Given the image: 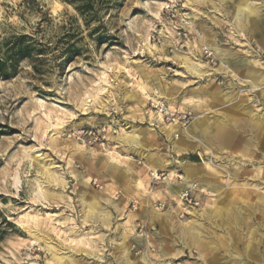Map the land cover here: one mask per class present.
Listing matches in <instances>:
<instances>
[{"label": "rangeland", "instance_id": "rangeland-1", "mask_svg": "<svg viewBox=\"0 0 264 264\" xmlns=\"http://www.w3.org/2000/svg\"><path fill=\"white\" fill-rule=\"evenodd\" d=\"M92 1L82 15L77 0H0V58L7 44L31 53L0 80V264H264V119L252 118L264 115V52L235 22L246 2L264 15V0ZM184 54L208 73L188 71ZM152 101L194 116L179 155ZM103 125L117 130L104 146L71 136ZM127 125L149 128L140 145L121 146ZM170 169L185 179L152 183L149 170ZM186 188L204 212L200 244L182 234ZM93 207L105 222L84 220Z\"/></svg>", "mask_w": 264, "mask_h": 264}, {"label": "bare ground", "instance_id": "bare-ground-1", "mask_svg": "<svg viewBox=\"0 0 264 264\" xmlns=\"http://www.w3.org/2000/svg\"><path fill=\"white\" fill-rule=\"evenodd\" d=\"M255 7L256 6L254 4H252L250 2H246L237 12L238 14L236 15V21L235 22H237L241 27L246 28L249 25V23L251 22V20L254 19L256 14H257V9ZM211 46H212L211 48L216 50V52H218L220 49L214 43H212ZM147 49L150 52H152L153 50H156L157 48L155 46H147ZM177 56H178V59H180L184 63L187 70L190 71L192 74L199 76V77H202L208 73L206 65L202 61L194 60L193 58H191V56H189V54H184L183 56H180V55H177ZM263 80H264V77L262 76V81ZM262 86H264V84L260 82L259 84L254 85V88L256 90H262L264 88V87L262 88ZM171 93L164 95L167 100L172 99L173 96L171 95ZM129 97H131V96H129ZM106 107H107L106 105H103L102 108H106ZM242 107H244L243 104H242ZM115 109H117V107H115ZM149 113H150L151 121L154 122L156 126H158L161 130H163L165 132V134L169 138V141L171 140L174 143L175 151L178 155L180 153H182L183 151L187 150V147L182 146V143L184 141L183 139L185 137L184 134L187 131H181L180 127H178L177 125L166 124L162 120V117L160 116V114H158V112H156V111H150L149 110ZM200 118L201 117H198V119H197L198 121L195 122V126L200 125V127H202L204 121H199ZM252 118L256 119L258 121H262L264 119V115L261 113L255 112L252 114ZM205 122H206V120H205ZM207 123L211 124V122H208V121H207ZM126 127H127L126 130L128 129L127 130V137L120 139L121 146H137V145H140L141 140H143L142 138L144 136H146L150 131L149 128H146V127H135V126H131V125H127ZM166 162L168 164V161H166ZM53 165H54L53 163H50L49 165H46L44 167L46 169V176L45 177H47L49 180H51L54 183H60L61 182L60 177H58L50 168ZM187 166H189V165L188 164H182L181 165L182 168L186 169V171H185L187 174L186 183L189 182L188 184H190V181H192V179L194 178V174L190 170L187 169ZM170 168H173V166H170ZM169 171H171L173 173L175 172L174 169H170ZM187 187H189V186H187ZM188 210L190 213L189 215L192 216L191 218H193V220L189 224L181 227L182 234L185 238H191L194 243L200 244L203 240H202V232L200 230L201 224L199 222V219H200V217H202L204 215V212L198 211L195 208H188ZM98 214H100V212H99V209L97 207L86 209L85 213H84V220H86L88 222H94L97 220H102L105 222L108 215L106 213H102V214H100V216H98ZM154 215H155V213H154ZM174 225H175V223H174ZM56 251H58V250H56ZM56 251L54 252L55 259L57 261L61 262L62 259H61L60 253L56 252ZM75 264H77V263H75ZM124 264H131L128 257L124 261Z\"/></svg>", "mask_w": 264, "mask_h": 264}, {"label": "built area", "instance_id": "built-area-1", "mask_svg": "<svg viewBox=\"0 0 264 264\" xmlns=\"http://www.w3.org/2000/svg\"><path fill=\"white\" fill-rule=\"evenodd\" d=\"M207 59H210L213 66L217 65L215 61V53L210 50L204 51ZM151 107L154 111L158 112L162 117V120L168 125H177L178 127L185 128L191 124L194 119L193 114L190 111L176 109L162 101H152ZM117 130L112 129L111 126L103 125L98 128L80 129L71 134L74 139L88 143L90 145L104 146L107 142V137L110 134H116ZM149 175L152 183L160 184L167 183L172 180L181 182L183 181V173L176 170L174 173L169 171H153L149 170ZM179 202L183 205V211L180 213V218H185L188 214V208H197L200 206V201L195 197L193 192L186 188L179 194ZM166 201H158L155 203L157 210H165L167 208ZM133 208L137 209V204H133Z\"/></svg>", "mask_w": 264, "mask_h": 264}, {"label": "trees", "instance_id": "trees-1", "mask_svg": "<svg viewBox=\"0 0 264 264\" xmlns=\"http://www.w3.org/2000/svg\"><path fill=\"white\" fill-rule=\"evenodd\" d=\"M81 5L77 7V10L82 14L85 15L88 10L92 8V0H77ZM8 51L5 54V56L1 59L0 58V80H9L12 78L16 73V68L18 66V63L21 60L30 58V47L17 43L13 46H10L7 44ZM185 159V157H184ZM191 161L198 162V157H190ZM5 224L11 225L7 221H5ZM1 229V227H0ZM1 237V233H0Z\"/></svg>", "mask_w": 264, "mask_h": 264}, {"label": "crops", "instance_id": "crops-1", "mask_svg": "<svg viewBox=\"0 0 264 264\" xmlns=\"http://www.w3.org/2000/svg\"><path fill=\"white\" fill-rule=\"evenodd\" d=\"M255 8L257 9V16H255V18L251 20V23H249V25H248L249 27L246 28V30H244V31L247 33L248 37H250L252 40H254L258 49L261 52H264V15L262 14V12L260 13L258 11L259 10L258 7H255ZM254 61H255V59L254 60L251 59L248 63V65L251 69L256 68V62L254 63ZM207 121L210 122L209 120H207ZM207 121L206 122L204 121V123L202 125V129L203 128L208 129L211 126L209 123H207ZM184 141H185V139H184ZM147 155H144V156L138 155L136 157H138L137 159H142L144 157V158H147L146 160L148 161ZM130 158H132V160H133V157H130ZM186 159H188V158L185 156L184 161H186ZM192 162L194 163V161H192ZM127 165L130 166V168H133V167L136 168L137 165L135 163V158L133 161H127Z\"/></svg>", "mask_w": 264, "mask_h": 264}]
</instances>
